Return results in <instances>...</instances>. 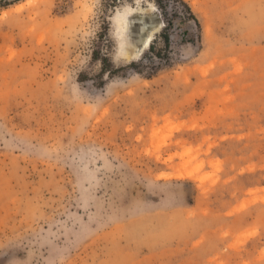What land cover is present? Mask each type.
<instances>
[{
    "label": "rangeland",
    "instance_id": "obj_1",
    "mask_svg": "<svg viewBox=\"0 0 264 264\" xmlns=\"http://www.w3.org/2000/svg\"><path fill=\"white\" fill-rule=\"evenodd\" d=\"M0 264H264V0H0Z\"/></svg>",
    "mask_w": 264,
    "mask_h": 264
},
{
    "label": "bare ground",
    "instance_id": "obj_2",
    "mask_svg": "<svg viewBox=\"0 0 264 264\" xmlns=\"http://www.w3.org/2000/svg\"><path fill=\"white\" fill-rule=\"evenodd\" d=\"M157 17L137 18L127 17L123 22L122 44L125 48H135L138 52L149 46L150 38L147 31L157 25Z\"/></svg>",
    "mask_w": 264,
    "mask_h": 264
},
{
    "label": "trees",
    "instance_id": "obj_3",
    "mask_svg": "<svg viewBox=\"0 0 264 264\" xmlns=\"http://www.w3.org/2000/svg\"><path fill=\"white\" fill-rule=\"evenodd\" d=\"M186 7V6H185ZM187 9V8H186ZM188 11V10H187ZM183 14V18H191L194 20L195 22V19L194 17L192 16V14L190 12H181ZM168 24V23H167ZM196 25H198L196 22H195Z\"/></svg>",
    "mask_w": 264,
    "mask_h": 264
}]
</instances>
